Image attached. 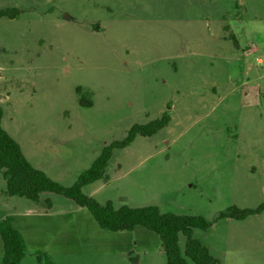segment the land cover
<instances>
[{
	"label": "rangeland",
	"instance_id": "1",
	"mask_svg": "<svg viewBox=\"0 0 264 264\" xmlns=\"http://www.w3.org/2000/svg\"><path fill=\"white\" fill-rule=\"evenodd\" d=\"M8 7L20 14L0 18L2 126L28 160L71 186L105 146L168 111V126L115 149L107 177L84 192L115 208L202 215L215 223L193 237L219 264H264V212L216 220L264 202V0H0ZM5 189L0 173V209L36 207ZM49 195L50 218L13 217L21 264H44L38 249L56 264H133L117 253L127 245L137 264H166L155 232L102 229ZM3 252L0 237V264Z\"/></svg>",
	"mask_w": 264,
	"mask_h": 264
},
{
	"label": "trees",
	"instance_id": "2",
	"mask_svg": "<svg viewBox=\"0 0 264 264\" xmlns=\"http://www.w3.org/2000/svg\"><path fill=\"white\" fill-rule=\"evenodd\" d=\"M20 14L17 7L0 8V18L14 19ZM80 95L82 106H92V100L87 99L89 93ZM3 108L0 104V173L6 181L5 196L21 197L33 202H39L41 194L55 193L71 199L80 207L87 208L102 229L117 231H133L141 226L155 232L161 240L166 254V264H219L209 248L193 237L194 229L208 230L215 223L202 215L177 214L162 212L158 206L148 205L131 207L123 205L115 208L111 201L100 203L94 197L84 192V187L107 177L106 168L115 149H122L132 143L137 136L150 137L169 125L171 117L165 111L159 118L146 124H134L122 140L112 141L105 146L100 156L89 168L84 170L71 186H65L51 178L44 170L35 167L25 156L19 142L2 126ZM51 205V200H46ZM264 212V202L255 208H239L231 206L221 212L216 220L231 218L245 220L246 218ZM185 237V250L180 247V236ZM0 237L3 242V264H21L27 254V242L13 217L0 219ZM39 263L56 264L42 251L36 252ZM137 256L129 253V261L137 264Z\"/></svg>",
	"mask_w": 264,
	"mask_h": 264
},
{
	"label": "crops",
	"instance_id": "3",
	"mask_svg": "<svg viewBox=\"0 0 264 264\" xmlns=\"http://www.w3.org/2000/svg\"><path fill=\"white\" fill-rule=\"evenodd\" d=\"M52 178V177H51ZM6 183V181H5ZM44 199V200H43ZM51 200V195H49V193H43L41 194V198H40V201L36 203V207H32V206H29L28 207V211H25L23 210V212H20V211H17L15 210V212H6L9 208V203H5L4 201H1V211H0V219H3L5 217H19L21 215H25V216H29L28 214L30 215H33L37 218H41V217H44V218H50L52 214L56 213V212H52V210L54 209V202L51 201V205H48L45 201L46 200ZM1 200H4V198L2 197ZM43 200V201H42ZM45 202V203H44ZM47 204V205H46ZM25 209V208H23ZM37 209V210H36ZM3 210L5 212H3ZM37 211V212H35ZM31 217V216H30ZM15 218V219H16ZM39 250V249H38ZM37 250V251H38ZM133 252L132 248H130L129 245H127L126 247L122 248V249H119L118 250V254H122L123 256H126L129 260V253ZM2 259H3V256H2Z\"/></svg>",
	"mask_w": 264,
	"mask_h": 264
},
{
	"label": "built area",
	"instance_id": "4",
	"mask_svg": "<svg viewBox=\"0 0 264 264\" xmlns=\"http://www.w3.org/2000/svg\"><path fill=\"white\" fill-rule=\"evenodd\" d=\"M260 62H264V57L262 59H259Z\"/></svg>",
	"mask_w": 264,
	"mask_h": 264
}]
</instances>
